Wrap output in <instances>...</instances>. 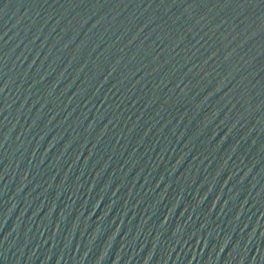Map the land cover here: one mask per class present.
Returning a JSON list of instances; mask_svg holds the SVG:
<instances>
[{
	"label": "water",
	"instance_id": "1",
	"mask_svg": "<svg viewBox=\"0 0 264 264\" xmlns=\"http://www.w3.org/2000/svg\"><path fill=\"white\" fill-rule=\"evenodd\" d=\"M0 264H264V0H0Z\"/></svg>",
	"mask_w": 264,
	"mask_h": 264
}]
</instances>
